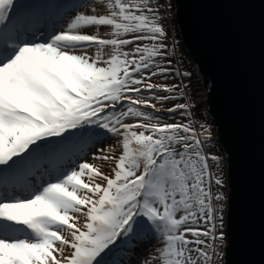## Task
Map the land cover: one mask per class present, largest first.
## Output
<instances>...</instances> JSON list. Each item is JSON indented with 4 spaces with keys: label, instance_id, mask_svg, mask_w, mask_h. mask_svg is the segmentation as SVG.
Returning a JSON list of instances; mask_svg holds the SVG:
<instances>
[{
    "label": "snow or ice",
    "instance_id": "1",
    "mask_svg": "<svg viewBox=\"0 0 264 264\" xmlns=\"http://www.w3.org/2000/svg\"><path fill=\"white\" fill-rule=\"evenodd\" d=\"M172 6L0 0V264H126L153 240L138 264L223 261V157L205 124L161 118L196 108H164L189 84L154 79L192 76L172 68Z\"/></svg>",
    "mask_w": 264,
    "mask_h": 264
},
{
    "label": "water",
    "instance_id": "2",
    "mask_svg": "<svg viewBox=\"0 0 264 264\" xmlns=\"http://www.w3.org/2000/svg\"><path fill=\"white\" fill-rule=\"evenodd\" d=\"M225 166L221 264H264V0H171Z\"/></svg>",
    "mask_w": 264,
    "mask_h": 264
},
{
    "label": "rangeland",
    "instance_id": "3",
    "mask_svg": "<svg viewBox=\"0 0 264 264\" xmlns=\"http://www.w3.org/2000/svg\"><path fill=\"white\" fill-rule=\"evenodd\" d=\"M20 2L24 5H27L28 7L25 9V11L33 12L34 10H39V6L50 2V0H20ZM168 2L171 4V0H168ZM168 21L166 23V27L170 31V38H169V44L171 45L173 41H175V55L173 57V65L172 68L174 70L178 69L180 72H191L192 76L190 80L188 78L182 77V76H175V77H169L167 81L163 79V77L154 78L158 80L160 83H187L189 84V89H185V92L187 93V96H190L191 99L187 98H177L175 100H171L168 102H165L164 108H170L174 104H182L185 102L191 103L193 100L196 102V108L192 109V116L191 117H181L180 112L177 111L174 114H169L167 112L162 114V119H166L167 122H175V121H181V122H187L189 119H194L196 121V124L194 125L196 127V130L202 131L200 129V124L203 123L208 127V130L211 133V139L208 141V144L205 148V151L207 153L215 154L222 157V154L220 153L217 145V141L214 135V130L212 123L208 117V113L204 106V92L202 87V81L200 77L198 76L193 64L190 62V60L185 56L184 52L181 49V44L177 38V29L176 25L173 19V9L172 7L168 10ZM164 95H167V93H161ZM179 97V92L177 93ZM208 136V132H203L202 139L206 138ZM114 141L112 139H109L106 141V143H113ZM88 159L90 160L91 157L89 156ZM210 164L212 165L213 171L219 175L220 172L216 169L215 163L210 161ZM221 168L223 171V178L225 180V166H224V160H222ZM215 191V186L213 188ZM222 191L225 193V185L222 189ZM225 213V212H224ZM156 245V241L153 240L148 243H142L139 247H136L134 251H129L126 249V254L123 257V260L126 262L130 261L131 264H138L139 261L143 260L145 255H147L148 251ZM221 251H224V248L221 249ZM221 262H218V264H221Z\"/></svg>",
    "mask_w": 264,
    "mask_h": 264
},
{
    "label": "trees",
    "instance_id": "4",
    "mask_svg": "<svg viewBox=\"0 0 264 264\" xmlns=\"http://www.w3.org/2000/svg\"><path fill=\"white\" fill-rule=\"evenodd\" d=\"M126 253H127L126 250L122 251L121 254H120L121 257L123 258V257L125 256Z\"/></svg>",
    "mask_w": 264,
    "mask_h": 264
},
{
    "label": "bare ground",
    "instance_id": "5",
    "mask_svg": "<svg viewBox=\"0 0 264 264\" xmlns=\"http://www.w3.org/2000/svg\"><path fill=\"white\" fill-rule=\"evenodd\" d=\"M30 11V10H29ZM29 11H27V12H29ZM34 11H37V10H34Z\"/></svg>",
    "mask_w": 264,
    "mask_h": 264
}]
</instances>
